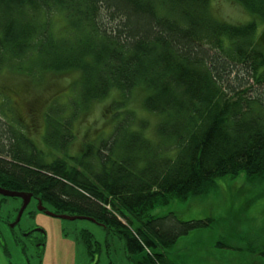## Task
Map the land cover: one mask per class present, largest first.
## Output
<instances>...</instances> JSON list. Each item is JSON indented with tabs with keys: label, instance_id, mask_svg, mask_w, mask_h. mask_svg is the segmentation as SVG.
Segmentation results:
<instances>
[{
	"label": "trees",
	"instance_id": "obj_1",
	"mask_svg": "<svg viewBox=\"0 0 264 264\" xmlns=\"http://www.w3.org/2000/svg\"><path fill=\"white\" fill-rule=\"evenodd\" d=\"M216 1L0 0V71L35 85L46 75L78 76L70 104L52 100L43 111V139L54 153L2 121L14 112L10 96L0 97V186L95 219L123 240L129 264H177L168 250L213 219L156 217L154 207L203 196L217 178L264 179V0H228L255 17L243 23L215 16ZM134 91L159 118L158 140L130 130L133 117L124 114L115 135L69 155L76 112ZM79 235L93 242L87 230ZM247 250L264 259V244Z\"/></svg>",
	"mask_w": 264,
	"mask_h": 264
},
{
	"label": "rangeland",
	"instance_id": "obj_2",
	"mask_svg": "<svg viewBox=\"0 0 264 264\" xmlns=\"http://www.w3.org/2000/svg\"><path fill=\"white\" fill-rule=\"evenodd\" d=\"M211 12L232 23L255 18L228 0H217L211 5ZM262 27L259 23L258 33ZM75 78H78L75 72L46 75L43 82L35 85L17 72L1 70L0 97L10 96L7 104L14 112L3 116L2 121L21 130L39 150L54 153L43 139L46 131L43 111L52 100H59L66 107L70 104L71 84ZM114 95L93 101L87 109L75 113L71 120L74 138L67 150L69 155L78 156L82 145H96L115 135L114 126L124 114H129L128 120L133 117L135 121L130 123V130L139 129L144 137L158 140L154 124L159 118L143 109L142 94L134 91L126 98ZM29 104L36 105L37 110L30 111ZM70 114L67 112L64 117H71ZM44 159L50 161L51 156L46 154ZM20 205V198L6 197L0 201V264H129L123 240L111 229L90 220L46 215L37 209L34 200L25 208L18 224L10 227L17 214L15 209ZM46 206L51 208L49 204ZM170 212L182 221L213 219L210 227L190 231L168 250L177 264H264L263 258L252 256L247 250L250 242L264 244V179L249 181L243 172L235 177L217 178L207 194L184 201L173 199L154 207L150 214L162 217ZM37 228L40 231L35 230ZM81 230L91 233L93 242H83L79 235ZM217 242L239 245L221 249ZM212 250H221V258L212 262Z\"/></svg>",
	"mask_w": 264,
	"mask_h": 264
},
{
	"label": "water",
	"instance_id": "obj_3",
	"mask_svg": "<svg viewBox=\"0 0 264 264\" xmlns=\"http://www.w3.org/2000/svg\"><path fill=\"white\" fill-rule=\"evenodd\" d=\"M0 195L5 196V197H18L22 199V205L17 213L16 219L12 224H10V227H13L19 222L23 210L26 208L27 204L29 203V200L31 198V193L24 192V191L8 190L0 186ZM40 205H41V201L39 200L38 207H37L39 211L44 209V207ZM46 214L50 216H55L61 219H66V220L85 219V220L96 222L95 219L88 217V216H84V215L55 214L48 210H46Z\"/></svg>",
	"mask_w": 264,
	"mask_h": 264
},
{
	"label": "flooded vegetation",
	"instance_id": "obj_4",
	"mask_svg": "<svg viewBox=\"0 0 264 264\" xmlns=\"http://www.w3.org/2000/svg\"><path fill=\"white\" fill-rule=\"evenodd\" d=\"M25 192V191H24ZM28 193H31V198H30V200H29V203L27 204V206L30 204V202L32 201V200H34V202L36 203V205H37V207H38V203H39V200L41 201V205L40 206H42V207H44V209L43 210H41V212H43L44 214H46V210H48V211H51V212H53V213H55V214H67V213H57V212H55V210L53 209V207L51 206V208H48L47 206H46V204H48V203H46V202H42V200L39 198V196L38 195H36V194H33L32 192H28ZM1 197H5V196H2L1 195ZM15 198H18V197H15ZM21 199V198H20ZM21 205H22V199H21ZM21 205H20V207H21ZM26 206V207H27ZM20 207L17 209V213H18V211H19V209H20ZM25 210V209H24ZM24 210H23V212H24ZM23 212H22V214H23ZM22 214H21V216H22ZM47 215V214H46ZM68 215H71V214H68ZM16 216H17V214H16ZM50 216V215H49ZM53 217H55V216H53ZM21 218V217H20ZM58 218V217H57ZM15 219H16V217L14 218V220H13V222L15 221ZM12 222V223H13ZM11 223V224H12ZM18 224V223H17ZM35 230H37V231H40V229H35ZM42 231V230H41ZM41 244V243H40Z\"/></svg>",
	"mask_w": 264,
	"mask_h": 264
}]
</instances>
